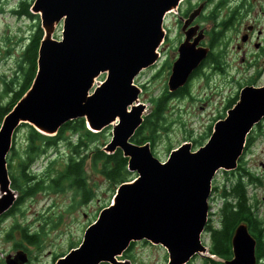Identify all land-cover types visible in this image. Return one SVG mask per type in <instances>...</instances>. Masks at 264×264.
I'll return each instance as SVG.
<instances>
[{"label": "water", "instance_id": "1", "mask_svg": "<svg viewBox=\"0 0 264 264\" xmlns=\"http://www.w3.org/2000/svg\"><path fill=\"white\" fill-rule=\"evenodd\" d=\"M182 0H35L32 11L40 15L44 37L39 50L38 71L27 92L0 124V216L16 202L11 188L7 155L15 130L22 122L56 134L66 122L83 116L92 129L114 124L110 153L123 149L128 169L140 177L122 183L115 204L106 207L97 222L86 230L82 244L56 264H132L118 257L132 241L148 240L168 248V264H187L197 254H209L202 243L208 221L212 180L220 169L234 170L243 153L247 135L264 118V86H246L228 116L215 124L209 142L198 150L186 142L159 160L151 144H131L130 137L143 122L145 104L135 78L159 59L165 40L164 21ZM199 7L185 25L186 40L180 45L169 81L171 91L184 87L209 55L199 46L204 30H186L200 14ZM63 25L62 41L53 38ZM58 49L48 51L49 43ZM70 64L57 65V59ZM107 74L105 83L89 95L95 77ZM120 100L114 110V98ZM141 103V104H139ZM131 108V111H129ZM94 111L98 114L95 115ZM121 130V132H120ZM138 130V129H137ZM234 259L226 264H257V240L247 223L233 236ZM214 257L213 255H210ZM28 252L20 249L6 257V264H26Z\"/></svg>", "mask_w": 264, "mask_h": 264}, {"label": "rangeland", "instance_id": "2", "mask_svg": "<svg viewBox=\"0 0 264 264\" xmlns=\"http://www.w3.org/2000/svg\"><path fill=\"white\" fill-rule=\"evenodd\" d=\"M22 0H0V106L7 107L13 102L17 87L23 83L27 63L24 61V50L29 43L35 25L40 22V16L34 20L27 16H18L14 10ZM33 4L35 0H26ZM244 2L247 7L244 8ZM185 0L179 9L168 13L164 28L165 41L160 46L158 62L145 69L137 78L136 85L142 88L140 102L145 104L142 116L144 120L152 118L155 122L154 110L156 100L167 93L166 113L158 123L161 128L151 144L155 156L165 161L170 152L184 142L192 144V149L204 145L213 134L215 123L226 117L228 110L240 99L244 85H264V0ZM203 4V9L197 22L205 31L200 45L210 48L211 53L218 54V61H212L207 56L188 81L189 91L183 95H170L168 83L171 77L173 63L179 59V47L186 40L182 29L184 16L189 11ZM243 6L239 10L238 20L228 29L224 27L227 7ZM253 25L250 33L248 26ZM221 36L218 39L216 34ZM246 33L251 34L249 42H243ZM195 34L191 41L196 38ZM62 27L54 33V38L60 39ZM215 41L218 45L212 47ZM261 42L260 49L256 44ZM242 48L239 49L238 45ZM215 45V44H214ZM58 46L48 44L47 50L54 51ZM245 52V60L244 57ZM102 75L99 80H103ZM114 98L113 107L117 109L120 100L110 90L105 97ZM95 115L98 114L94 111ZM85 119L78 116L74 120ZM137 128H141L145 123ZM107 125L102 130L93 129L98 133L96 141L91 143L92 150L99 148L106 151L114 135V124ZM134 132L137 134L138 130ZM143 128L142 130H144ZM1 130V126H0ZM29 127L21 126L14 137V148L8 157L9 171L18 175V154L27 146ZM121 132V130H120ZM137 132V133H136ZM134 134V135H135ZM132 135L129 142H135ZM134 137V141H133ZM142 137V135H141ZM137 138L140 139L138 135ZM76 140V137H73ZM144 145V144H143ZM123 153V149H120ZM17 152V153H16ZM117 152V151H116ZM109 154V153H108ZM112 154V153H111ZM79 159L81 155L72 151L68 142H61L50 148L32 167L36 175L35 181L40 187L32 195L22 196L15 211L10 215L0 217V264H5L8 254H15L18 249L29 253L27 264H56L70 249L83 241L88 226L95 221L102 208L110 205L117 192L118 184H112L100 173L101 165H95L90 159H85L83 168L89 187V198L85 199L72 180L61 178L68 169L71 158ZM13 163V169H10ZM242 170H219L213 181V192L210 199L211 225L218 226L221 221V206L224 198L215 187L230 186L243 178L248 183L249 195L254 198L257 210L264 219V119L257 124L247 139L242 158ZM131 172V171H130ZM249 173V178L241 173ZM137 175L131 172V178ZM56 180L58 182L56 183ZM251 180L254 181L251 184ZM256 182V183H255ZM57 185V188L55 186ZM18 197V199H19ZM220 228V227H218ZM39 233L40 243L31 245L24 239V233ZM209 232L203 234V242L210 246ZM124 258L133 264H168L169 252L160 245L142 240L133 242L125 252ZM209 256L196 255L188 264H210ZM215 260H220L215 257ZM222 261V260H221Z\"/></svg>", "mask_w": 264, "mask_h": 264}, {"label": "trees", "instance_id": "3", "mask_svg": "<svg viewBox=\"0 0 264 264\" xmlns=\"http://www.w3.org/2000/svg\"><path fill=\"white\" fill-rule=\"evenodd\" d=\"M32 5L33 4L28 1L22 0L18 9L14 10V13L18 16H27L36 20L39 15L32 12ZM219 36H221V32L220 34H216L215 37L218 39ZM43 37L44 30L41 23L38 22L34 27L32 36L23 54L24 61L27 63L24 81L17 87L15 95L12 98L13 102L7 107L0 106L1 122L30 89L35 79L38 70L39 50ZM208 58L212 61H218L219 56L218 54L211 53ZM188 91L189 84L182 88L179 94H187ZM168 98V94L165 93L156 100L154 110L155 122L151 124L152 118H149L148 122L145 120L143 126L138 129V133L136 132L137 134L134 135L136 143L144 144L148 141L153 142L155 140L156 132L161 128L158 122L163 119L166 113L165 107ZM29 128L27 146L23 154L19 157V175L13 176L12 178V187L25 195H32L35 189L40 187V183L35 181L36 175L29 169L30 164L40 158L50 148L56 147L64 141L68 142L72 151L81 155V157L79 159L74 157L71 158V163L61 178L72 180L73 185L78 187L85 199L89 198V187L83 168L85 159H90L95 165L99 166L100 164V173L112 184H121L129 180L131 181L133 178H131V172L128 169L129 158L125 157L120 149L112 154L101 151L99 148L92 150L91 143L96 141L98 133H94L86 127L85 119L67 122L60 129L59 133L53 137L43 135L30 124ZM143 128L145 129L142 130ZM138 135L140 139L137 138ZM74 136L76 137L75 141L73 140ZM238 170H242L240 166ZM241 174L249 178L248 172ZM57 182L58 180H56V183ZM250 183L253 184L254 181L251 180ZM55 188H57V185ZM221 195L224 198V204L221 209L220 228H215L212 225H207L206 227V232H209L211 237V254L224 260L231 259L233 257L232 239L234 232L240 223L246 222L251 233L258 240L257 257L262 260V263L259 264H264V219L259 216L258 211L253 210L252 207L256 206V204L249 203V199L251 198L248 195V183L245 182L243 178H240L230 186H223ZM20 201L21 198L16 205H18ZM16 208L17 206L11 208L10 212L8 211L9 214L13 213ZM24 239L31 245L40 243L38 232L24 233ZM208 260L210 264H225L224 262L217 261L210 257Z\"/></svg>", "mask_w": 264, "mask_h": 264}, {"label": "flooded vegetation", "instance_id": "4", "mask_svg": "<svg viewBox=\"0 0 264 264\" xmlns=\"http://www.w3.org/2000/svg\"><path fill=\"white\" fill-rule=\"evenodd\" d=\"M184 1H185V0H184ZM231 1H232V0H225V3H227V2H231ZM248 3L251 4L250 0H248ZM243 6H244V8L247 7V3L244 2ZM243 6H239V5H238V7H231V6L227 7V9H226V17H225V20H224V27H225L226 29H228L229 27H231V26H232L237 20H238V22H240L239 10L242 9ZM193 10H194V9H193ZM193 10L189 11L187 14L185 13L184 16H181V20H184V21H183L184 24H185V22L187 21V19L190 17V14H191V12H192ZM171 13H172V12H171ZM184 24H183V25H184ZM196 24H199V23L197 22V19L194 20V22L190 25V27H192L193 25H196ZM199 25H200V24H199ZM248 31H250V33L253 32V31H254V26H253V25H249V26H248ZM251 39H252L251 34L246 33L245 36L242 38V41H243V42H249ZM260 44H261V42H258V43L256 44V47H257V45H259V46H258V49H260L261 47H263V45L260 46ZM238 48L241 49V48H242V45L239 44V45H238ZM242 60H243V61L245 60V52H244V57L242 58ZM261 261H262V260H261Z\"/></svg>", "mask_w": 264, "mask_h": 264}, {"label": "bare ground", "instance_id": "5", "mask_svg": "<svg viewBox=\"0 0 264 264\" xmlns=\"http://www.w3.org/2000/svg\"><path fill=\"white\" fill-rule=\"evenodd\" d=\"M174 12V11H173ZM55 63L57 64V65H64V68H65V70L67 71L69 68H70V64L69 63H65L64 61H63V59H57L56 61H55Z\"/></svg>", "mask_w": 264, "mask_h": 264}]
</instances>
